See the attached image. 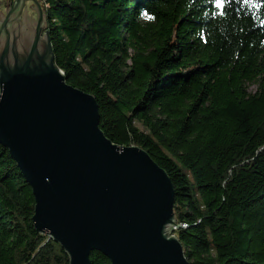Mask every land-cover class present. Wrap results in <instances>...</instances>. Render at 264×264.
<instances>
[{
	"label": "trees",
	"instance_id": "1",
	"mask_svg": "<svg viewBox=\"0 0 264 264\" xmlns=\"http://www.w3.org/2000/svg\"><path fill=\"white\" fill-rule=\"evenodd\" d=\"M38 1L55 63L96 97L107 137L170 175L191 263L264 264V0ZM35 203L0 143V264H70Z\"/></svg>",
	"mask_w": 264,
	"mask_h": 264
},
{
	"label": "water",
	"instance_id": "2",
	"mask_svg": "<svg viewBox=\"0 0 264 264\" xmlns=\"http://www.w3.org/2000/svg\"><path fill=\"white\" fill-rule=\"evenodd\" d=\"M32 1L36 20L27 0L0 16V143L32 187L35 228L70 264H91L94 252L111 264H192L174 234L170 175L143 147L107 137L96 97L55 63L47 18Z\"/></svg>",
	"mask_w": 264,
	"mask_h": 264
},
{
	"label": "rangeland",
	"instance_id": "3",
	"mask_svg": "<svg viewBox=\"0 0 264 264\" xmlns=\"http://www.w3.org/2000/svg\"><path fill=\"white\" fill-rule=\"evenodd\" d=\"M7 1L8 0H0V2H2V3H5ZM31 5H34V2L32 0H27V2H26V7L28 8L27 9V13H28V15L32 16L36 20V18H37V11H36V9L32 8ZM256 89H257V86L256 85H251L250 86V90L251 91L254 92Z\"/></svg>",
	"mask_w": 264,
	"mask_h": 264
},
{
	"label": "flooded vegetation",
	"instance_id": "4",
	"mask_svg": "<svg viewBox=\"0 0 264 264\" xmlns=\"http://www.w3.org/2000/svg\"><path fill=\"white\" fill-rule=\"evenodd\" d=\"M15 0H8L5 3L0 2V16L1 17H5L7 10L10 9L13 5H14ZM25 9H28L25 5ZM24 9V10H25ZM18 13V10H16V13L14 14V16ZM24 13V12H23ZM23 20L25 18L24 15H22ZM33 20V19H32ZM17 24V22H15V25Z\"/></svg>",
	"mask_w": 264,
	"mask_h": 264
},
{
	"label": "snow or ice",
	"instance_id": "5",
	"mask_svg": "<svg viewBox=\"0 0 264 264\" xmlns=\"http://www.w3.org/2000/svg\"><path fill=\"white\" fill-rule=\"evenodd\" d=\"M217 3H218V5H220L221 7H223V5L225 3V0H217ZM145 15H147V13H145ZM148 18L151 19L152 17L149 16Z\"/></svg>",
	"mask_w": 264,
	"mask_h": 264
},
{
	"label": "built area",
	"instance_id": "6",
	"mask_svg": "<svg viewBox=\"0 0 264 264\" xmlns=\"http://www.w3.org/2000/svg\"><path fill=\"white\" fill-rule=\"evenodd\" d=\"M177 227H178V226H177ZM177 227H175L174 230L177 229Z\"/></svg>",
	"mask_w": 264,
	"mask_h": 264
},
{
	"label": "bare ground",
	"instance_id": "7",
	"mask_svg": "<svg viewBox=\"0 0 264 264\" xmlns=\"http://www.w3.org/2000/svg\"><path fill=\"white\" fill-rule=\"evenodd\" d=\"M63 72V71H62Z\"/></svg>",
	"mask_w": 264,
	"mask_h": 264
}]
</instances>
